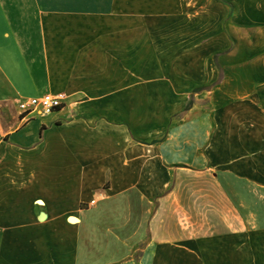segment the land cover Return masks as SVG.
<instances>
[{
    "label": "crops",
    "instance_id": "1",
    "mask_svg": "<svg viewBox=\"0 0 264 264\" xmlns=\"http://www.w3.org/2000/svg\"><path fill=\"white\" fill-rule=\"evenodd\" d=\"M196 92L218 177L180 213L162 168L193 157ZM45 93L66 98L18 109ZM10 104L0 264H264V0H0Z\"/></svg>",
    "mask_w": 264,
    "mask_h": 264
},
{
    "label": "rangeland",
    "instance_id": "2",
    "mask_svg": "<svg viewBox=\"0 0 264 264\" xmlns=\"http://www.w3.org/2000/svg\"><path fill=\"white\" fill-rule=\"evenodd\" d=\"M194 96H196V107L190 117L194 123L193 127L196 137V147L193 157L189 156L188 161H186L187 157L183 156L177 163L164 162L166 167H170L169 173L165 174V170H167V168H162V171L164 172V175L161 178V180H163L162 185L166 184V180L169 182L164 191H167L168 193L172 190L173 195L182 199L183 203L179 205L178 210L180 213H186L188 207L187 203H189L191 207H194L195 212L205 213L208 211V193L210 189V178H208L210 177L209 172H214V175L218 177L217 169H215V171H210L211 169L217 168L218 165L217 161H211L209 153L210 148H212V144L217 141L205 139V136L207 138L210 133L218 132V110L210 106L209 93L204 92L202 94H197L196 92ZM16 110V106L10 104L7 105L5 109H0V112L3 113L4 117L11 118ZM182 113L183 112H180L178 115H175L168 123L167 128L171 126L172 122L176 125V121H181L179 117H181ZM215 156L218 158L217 155ZM183 159L184 161H182ZM155 205L156 204L154 202V205L152 204L149 212L155 211ZM147 215H149V213Z\"/></svg>",
    "mask_w": 264,
    "mask_h": 264
},
{
    "label": "built area",
    "instance_id": "3",
    "mask_svg": "<svg viewBox=\"0 0 264 264\" xmlns=\"http://www.w3.org/2000/svg\"><path fill=\"white\" fill-rule=\"evenodd\" d=\"M66 95L64 93H45L41 96L23 98L18 102V107L23 112L37 111L40 114H49L54 111V107H61ZM96 198H92L88 205H95Z\"/></svg>",
    "mask_w": 264,
    "mask_h": 264
},
{
    "label": "bare ground",
    "instance_id": "4",
    "mask_svg": "<svg viewBox=\"0 0 264 264\" xmlns=\"http://www.w3.org/2000/svg\"><path fill=\"white\" fill-rule=\"evenodd\" d=\"M57 108H59V107H54V110H56ZM73 219V218H72ZM74 220V219H73Z\"/></svg>",
    "mask_w": 264,
    "mask_h": 264
},
{
    "label": "trees",
    "instance_id": "5",
    "mask_svg": "<svg viewBox=\"0 0 264 264\" xmlns=\"http://www.w3.org/2000/svg\"><path fill=\"white\" fill-rule=\"evenodd\" d=\"M57 109H59V108H57ZM57 109H56V110H57Z\"/></svg>",
    "mask_w": 264,
    "mask_h": 264
}]
</instances>
